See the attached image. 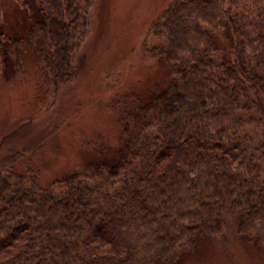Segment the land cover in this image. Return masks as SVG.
<instances>
[{"label":"trees","instance_id":"1","mask_svg":"<svg viewBox=\"0 0 264 264\" xmlns=\"http://www.w3.org/2000/svg\"><path fill=\"white\" fill-rule=\"evenodd\" d=\"M35 2L25 40L55 96L78 77L96 0ZM141 56L159 70L115 91L117 145L86 138L85 160L50 182L17 167L27 151L5 156L0 264H182L226 231L259 241L264 0H172ZM0 71L12 72L2 33Z\"/></svg>","mask_w":264,"mask_h":264},{"label":"rangeland","instance_id":"2","mask_svg":"<svg viewBox=\"0 0 264 264\" xmlns=\"http://www.w3.org/2000/svg\"><path fill=\"white\" fill-rule=\"evenodd\" d=\"M171 1L96 0L91 34L77 57L78 77L53 96L39 90V69L25 40L27 25L36 17L35 0H0V33L12 55V72L0 71V164L6 163L5 156L27 151L17 167L37 169L50 182L85 160L86 138L101 136L117 145L110 103L116 90L157 74L159 69L142 61L143 42ZM259 235L255 242L226 231L223 247L203 241L182 264H264V226Z\"/></svg>","mask_w":264,"mask_h":264}]
</instances>
